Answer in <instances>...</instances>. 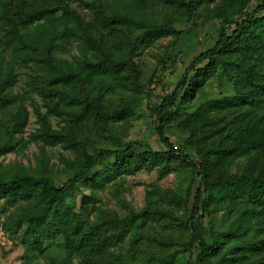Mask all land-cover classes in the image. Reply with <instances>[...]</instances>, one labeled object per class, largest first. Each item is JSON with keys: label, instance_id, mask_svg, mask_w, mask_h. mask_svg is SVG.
I'll return each mask as SVG.
<instances>
[{"label": "trees", "instance_id": "trees-1", "mask_svg": "<svg viewBox=\"0 0 264 264\" xmlns=\"http://www.w3.org/2000/svg\"><path fill=\"white\" fill-rule=\"evenodd\" d=\"M209 1L0 0V158L25 143L40 147L34 168L0 165L2 229L20 236L21 264H264V0L205 8ZM201 10L204 21L219 22L213 46L191 56L171 93L144 109L141 55L180 36L176 26ZM57 32L76 54L55 55ZM218 74L230 93L193 105ZM28 103L38 127L25 141ZM144 110L160 151L121 140ZM49 116L62 125L54 129ZM170 125L187 134L181 146L165 137ZM55 145L72 155L62 156L68 177L59 185L44 156ZM143 171L196 178L191 202L154 191L143 208L123 207L119 183ZM106 190L123 213L99 205ZM154 220L167 233L146 232Z\"/></svg>", "mask_w": 264, "mask_h": 264}, {"label": "rangeland", "instance_id": "rangeland-1", "mask_svg": "<svg viewBox=\"0 0 264 264\" xmlns=\"http://www.w3.org/2000/svg\"><path fill=\"white\" fill-rule=\"evenodd\" d=\"M83 1L89 2V0ZM216 1L217 0L214 2ZM214 2L210 0L205 8H212ZM247 11L250 12L251 9L248 7ZM204 14L205 11L201 10L188 26L177 25L176 29L181 33L180 36L162 37L155 42L153 47L149 48L141 55L142 78L148 85L146 92L149 95V98L143 101L144 109H146L147 106L153 105L157 99L166 97L171 93L179 82L184 66L191 56L201 51H206L213 46L216 40L219 22L217 20L204 21ZM90 18L91 15L84 19L85 21H89ZM54 40V53L58 57L69 58L70 54L77 53L72 45H67L61 41L60 33L57 32L54 36ZM25 72L26 70L24 69L20 70V77L17 79L14 86L15 91H18L23 86V74ZM221 92L225 94L230 93L227 92V89L223 86V79L218 74L206 83L193 105L196 106L200 101L205 99H215L219 97ZM33 99L34 104L39 105L38 98L33 96ZM27 108L29 111V121L21 136L25 141L28 140L29 134L38 127L36 117L33 115L32 107L29 103ZM192 108L193 107L180 110L177 117H181L184 112H188ZM40 109L42 113H45L46 110L44 108ZM49 121L54 129H58L62 125L59 119L52 116H49ZM128 126L129 128H127L125 135L121 137L123 143L139 142L155 151H160L162 149L159 138L155 132L153 119L148 115L147 110L138 117L131 119ZM165 137L173 145L181 146L188 136L174 125H170L165 131ZM39 150L40 147L34 143L22 144L14 153L1 157L0 165L13 166L14 164H18L24 167L34 168L38 164L36 157L39 156ZM44 152L45 160L51 170V174L56 178V184H62L68 177V171L65 172L67 168L62 161V156L71 160V153L62 150L58 145L46 146L44 147ZM190 157L194 162H198L194 154H191ZM244 163V159L237 160L232 166V172L242 168ZM188 177L190 176L187 174L171 173L159 179L156 171L151 173L143 171L133 177H128L125 182L119 183L120 197L124 199L123 207L126 206L137 210L143 208L145 205L146 193H153L154 191H172L174 198L187 200L188 196L191 202L196 178L192 179V183H190V178L188 179ZM80 188L83 193H89V189L84 186ZM111 192L112 190H106L101 193L99 205L123 213L122 206L117 203ZM176 213L180 215L182 211H176ZM227 215L228 213L226 212L212 216L208 223H205V226L214 225L217 221L227 218ZM3 221L4 216L1 214L0 203V264H21L25 250L18 242V237L20 236H12L6 233L2 229ZM149 225L152 227L150 231L152 235L167 233L161 220L148 222L145 225V227H148L145 230L146 232L150 228Z\"/></svg>", "mask_w": 264, "mask_h": 264}, {"label": "built area", "instance_id": "built-area-1", "mask_svg": "<svg viewBox=\"0 0 264 264\" xmlns=\"http://www.w3.org/2000/svg\"><path fill=\"white\" fill-rule=\"evenodd\" d=\"M70 7L83 17L88 18L90 16L89 11L86 8L78 5V3H76V2L70 3Z\"/></svg>", "mask_w": 264, "mask_h": 264}]
</instances>
